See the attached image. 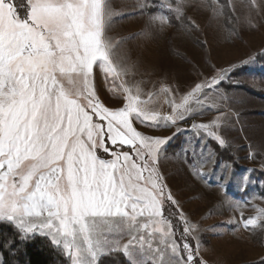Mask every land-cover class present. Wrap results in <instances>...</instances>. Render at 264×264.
<instances>
[{
	"label": "snow or ice",
	"instance_id": "1",
	"mask_svg": "<svg viewBox=\"0 0 264 264\" xmlns=\"http://www.w3.org/2000/svg\"><path fill=\"white\" fill-rule=\"evenodd\" d=\"M186 3L166 7L185 20ZM260 7L250 0L257 14ZM213 12L221 15V6ZM114 15L110 0H0V224L22 241L46 236L68 264H103L105 257L121 264L120 256L123 264H209L191 235L198 229L160 171V157L180 129L172 136L140 129L187 120L230 69H215L180 103L167 101L170 114L149 110L130 88L120 106H109L104 84L140 67L127 53L117 56L123 41L108 35ZM150 22L161 30L170 23L165 16ZM189 28L199 25L191 20ZM225 123L222 114L191 127L223 147ZM240 179L243 191L250 178ZM241 222L258 226L264 208L247 219L241 213Z\"/></svg>",
	"mask_w": 264,
	"mask_h": 264
},
{
	"label": "rangeland",
	"instance_id": "2",
	"mask_svg": "<svg viewBox=\"0 0 264 264\" xmlns=\"http://www.w3.org/2000/svg\"><path fill=\"white\" fill-rule=\"evenodd\" d=\"M170 2L160 0V12L147 15L141 7L145 0H110L115 15L108 35L123 41L117 56L127 53L140 67L110 79L101 96L109 106H120L124 88L133 94L139 90L141 100L149 101V110L170 114L172 105L167 101L180 103L185 93L215 69H230L193 116L176 126L140 130L172 136L180 129L160 157V171L188 224L198 229L191 235L198 238L209 264H252L264 257V240L252 235L264 222L245 228L241 213L247 219L256 215L257 207L264 208V0H257L261 5L258 14L250 8V0H228L232 12L228 21L223 13L214 14L213 8L221 6L217 0H207L206 5L204 0H187V19L177 27L168 23L161 30L150 17L168 19L169 12L176 18L166 7ZM191 20L199 25L197 30H190ZM99 79L103 81V74ZM166 87L175 91H161ZM148 93H153L150 100ZM222 114L226 123L219 131L227 140L223 147L191 127ZM213 144L224 156L219 157ZM226 155L232 156L233 162L225 159ZM245 175L250 182L241 191L240 178ZM183 227L179 224L180 230Z\"/></svg>",
	"mask_w": 264,
	"mask_h": 264
},
{
	"label": "trees",
	"instance_id": "3",
	"mask_svg": "<svg viewBox=\"0 0 264 264\" xmlns=\"http://www.w3.org/2000/svg\"><path fill=\"white\" fill-rule=\"evenodd\" d=\"M173 2L174 0H170ZM221 5L222 13L226 21L232 18L231 7L228 0H217ZM160 0H145V12L147 15H154L160 12ZM170 24L177 27L182 20H178L172 13H166ZM215 151L219 157L224 156L223 152L216 144H213ZM225 159H230L233 162L232 156L229 158L226 155ZM264 223L252 230V235L260 237L264 240ZM8 241H15L14 247L9 249ZM0 255L3 259V264H68L67 258L55 248L47 237L35 235L32 238L22 241L16 234V230L6 224H0ZM123 264V257H119ZM103 264H116V261L111 257H105ZM254 264V263H252Z\"/></svg>",
	"mask_w": 264,
	"mask_h": 264
},
{
	"label": "crops",
	"instance_id": "4",
	"mask_svg": "<svg viewBox=\"0 0 264 264\" xmlns=\"http://www.w3.org/2000/svg\"><path fill=\"white\" fill-rule=\"evenodd\" d=\"M38 235V234H37ZM39 236H42V235H39ZM44 237H46V236H44Z\"/></svg>",
	"mask_w": 264,
	"mask_h": 264
}]
</instances>
